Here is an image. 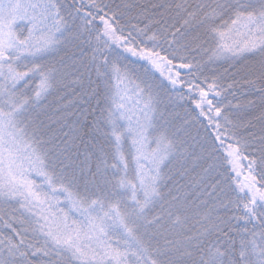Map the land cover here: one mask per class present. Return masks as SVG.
<instances>
[{
	"label": "snow or ice",
	"instance_id": "6c2138e0",
	"mask_svg": "<svg viewBox=\"0 0 264 264\" xmlns=\"http://www.w3.org/2000/svg\"><path fill=\"white\" fill-rule=\"evenodd\" d=\"M0 264H264V0H0Z\"/></svg>",
	"mask_w": 264,
	"mask_h": 264
}]
</instances>
